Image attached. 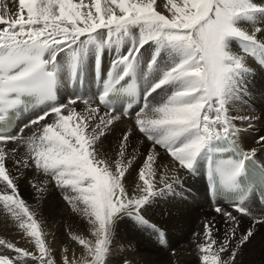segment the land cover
I'll list each match as a JSON object with an SVG mask.
<instances>
[{"label":"snow or ice","instance_id":"obj_1","mask_svg":"<svg viewBox=\"0 0 264 264\" xmlns=\"http://www.w3.org/2000/svg\"><path fill=\"white\" fill-rule=\"evenodd\" d=\"M17 2L15 13L0 15V207L32 239L36 251L0 239L4 250L0 264H55L42 221L21 196L7 160L47 177L45 184L52 182L72 210L87 219L93 238L71 236L91 257L85 264H105L118 222L128 217L147 225L144 212L152 199L173 191V183H179L175 170L171 177L165 173L157 178V146L178 168L191 173L206 161L213 197L240 193L233 207L242 215H252L243 183L256 150L237 145L238 129L229 105L242 93L250 72L247 58L264 65V5L254 0H165L166 15L157 10V0ZM233 42L239 52L233 51ZM125 44L128 47L122 51ZM145 46L151 49L147 59ZM105 48H114L116 58L96 98L76 96L58 103L61 74L73 83L81 79L90 50L99 69ZM137 77L145 87L134 124L151 147L135 169L139 183L133 181L137 189L133 193L125 179L126 174L131 177L129 170L136 160L128 153L131 131L123 134L115 158L102 149L114 123L132 110L128 103L117 111L121 98L135 100L140 95ZM153 94L159 102L149 101ZM29 97L43 107L13 132L10 114L27 107ZM78 101L84 105L82 112L75 107ZM24 129L31 135H23ZM10 144L25 145L27 157L15 159L16 148ZM32 187L37 193L46 191L37 184ZM215 211L236 222L231 212L220 207ZM213 227L205 224L204 243L198 244L201 264H234L235 247L229 252V246L236 237L235 223L219 244ZM252 235L248 230L240 244ZM63 264H70L67 256Z\"/></svg>","mask_w":264,"mask_h":264},{"label":"bare ground","instance_id":"obj_2","mask_svg":"<svg viewBox=\"0 0 264 264\" xmlns=\"http://www.w3.org/2000/svg\"><path fill=\"white\" fill-rule=\"evenodd\" d=\"M86 2H88V0H86ZM254 2L257 3L258 5H264V0H254ZM17 9H18L17 0H0V15H5V16L11 15V14L15 13L17 11ZM244 26L247 27L249 29V31L253 30L252 25L250 23H246ZM256 26H260V24H257ZM127 47H128V45L125 44L122 51H125L127 49ZM232 48H233L234 52L240 51L239 45L236 42H233ZM142 51H144V59H147L148 55L151 52V49H149L148 46H145V50H142ZM103 52L105 54H108L109 58H104V59L102 58L101 65L103 63H106L107 66H111L112 61L116 58L115 49L113 48V49L109 50V49L105 48ZM61 56H63V54H61ZM94 56H95L94 53L90 50L89 55H88V59H87V70L83 74V85H82V87H80L77 83H75L72 87H69L67 84H61L59 86L60 89H59V94H58V101H57L58 103H66L69 98H74L76 96H81L84 98H91V99L96 98L97 91L93 87L94 79H93V69H92ZM58 59H59V57H58ZM256 63H258V65H259L258 66L259 76H257V78H255V79L250 80L248 78V76L246 75L248 79L247 78H244V79L245 80L247 79L246 82L248 81L249 84L247 83L246 86H242V93L239 96V99L230 102L229 115L231 118H233L234 123L238 129V131L236 132L235 138L237 140H239L241 146L244 149H246V150L255 149L256 150L255 151V157L258 159L259 162L262 163V165H264V141H261V139H260L261 137H264V127L260 125L261 123H259L261 120H264V70H263L264 66H261V64L254 58H251V57L247 58V66L248 67L252 68V67H254L253 65ZM106 64H104V65L106 66ZM105 66H104V68H105ZM101 69H102V66H101ZM110 69H111V67L107 71L102 70L103 71V73H102L103 80H105L107 78V73L110 71ZM252 69H254V68H252ZM243 84H245V83H243ZM142 87L144 88L145 85L143 84ZM148 99L151 103H157V102H159L160 97L157 96L156 94H153V97H149ZM156 99H157V102H155ZM248 100L249 101L251 100L252 104L249 105ZM75 107H76V109H78V112H82L84 110V105L82 103H80L79 101ZM41 109H42V107L32 108L31 110H28L26 112L21 111V116L17 122V127L14 128L12 131L16 132L20 127H22V124L27 123L31 118H34L36 114L40 113ZM101 111L102 112L104 111L103 107L101 108ZM117 111L118 112L121 111V105L120 104L117 105ZM136 111H137V108L135 106L132 108L130 114L127 117L121 118V120L117 121L116 122L117 125L115 126L116 127L115 131H117V130L122 131V128L126 130L129 128V125H131L132 123L133 124H132L131 128H134L135 127L134 120H135V112ZM236 116H237V118H236ZM126 118H129V119H126ZM241 118H243V119H241ZM250 119H252L254 121L251 120L252 122H250ZM33 129H35V126H33ZM111 130H113V128ZM139 134H142V133H139ZM139 134L134 132L131 135V136H133V139H132L133 143L132 144H134V146H136V150L140 149V153L135 151L134 155L136 156V160H135V163L133 164V169L130 170L132 175H131V177H128L126 174V178H125L127 181L126 187H129L133 193H135L137 191V189L135 187V183L133 181H135L136 183H139L137 172L135 169L138 165L141 164V162H142L143 158L145 157L147 151L151 147V142L148 141L147 139L145 140V138L143 137L144 135L142 136ZM23 135H31V131H29V129H25ZM106 141H108V138L106 139ZM10 146L16 148L14 158L20 157L21 155L24 158L27 157L28 153H27V148L25 145H23V144H10ZM157 149H158L159 154H160L157 157V165L159 166L157 178L159 179V177L164 175L165 173H167L171 177L173 170H175L176 175H178V177H179V183H173V191H166V193L163 195V197L170 207H173L179 211L185 212V216H182V217L188 218L189 222L186 223V226H184V228H185V230L183 231L184 233L188 232L191 235H195V233H194V226L195 225L193 223H195V224L197 223V221H196L197 217H195V215L198 214V211L201 210L200 211L201 213L206 212L207 215H208V213L212 214V213H215V211L213 212V209H212L213 206L215 204H221L220 208L223 211L231 212L234 216H236V222L228 220V218L225 217L222 213H218L219 215L215 214L216 216L217 215L220 216L223 219V221L227 220V223H229L230 225L234 224V223L236 225L237 222H242L241 220H244L248 217L250 219L251 223L249 224L250 226L247 225V227H245V228L263 227L261 236H264V223L258 222V221L264 219V204L259 203L256 195H252V194L249 195L245 201L249 210L252 212V215L251 216L242 215V214L236 212V210L230 204L223 202L221 198H216L214 201H212L210 199V197L207 194V186H206V183H205L206 181L204 178V163H205L204 160L200 161L198 168H197V171L192 174L191 172H189L185 169L178 168L177 164H175L171 160V158L164 152L163 149L159 148L158 146H157ZM131 151H132V149H131ZM25 154H26V157H25ZM10 163L12 164L13 162H10ZM31 169L32 168H30V170ZM38 176H39V174H38ZM33 182H35V181H33ZM169 182H172L171 179L169 180ZM31 183H32V181H31ZM0 187H2V185H0ZM50 187H52V191L50 193H56L57 190H60L58 188H55L53 186V183L50 185ZM158 187H162V185H158ZM31 190L35 191L36 189H34V187H33V188H31ZM61 193L64 195L63 192H61ZM60 197L58 200H56V199L52 200V197L50 195V197L46 201V203H44L42 205H38V203H36L37 201L35 202L34 199L27 202L30 205L31 209L36 212L38 220L43 221L42 222L43 224L45 223V221L48 222L47 226L51 227V228H49V229H51V231H54L53 228L55 226L57 227V224L59 223V221H63L64 218H67L66 217L68 215L67 212L72 210V207L68 203H66V205L63 206L62 203L59 202V201H61ZM58 203H60V204H58ZM157 207L163 208L164 211H170L163 206L160 207L158 205ZM75 212L76 211H74V213ZM77 213H79V212H76V214ZM72 215H73V213H72ZM71 217H69V220L73 224L72 225L73 228L85 229L87 234L92 235L91 230H90V226L88 225L87 219L84 216L80 220L76 217V215H75V217H72V218ZM118 224H119V230H118L117 234H119V238L118 237L115 238L116 243H117L116 246L137 247V249L133 250L134 252H131V251L124 252V250H122L120 252V249L114 248L113 250H115V253L117 255L120 252V257L118 256L119 264H141L140 262L142 259L138 258L140 254L141 255L146 254L149 259H152L150 261H152V262L157 261L158 263H161V264H172V262H175V260H174L175 257L176 258L180 257V256L187 257L186 253L189 252V250H187L186 245L185 244L183 245L182 243H181L182 245L180 244L181 246H178L176 248L177 256L172 255L171 251L167 255L166 252H164V250H160L159 248H157L156 247L157 244H155V245L153 244V238L151 236L152 229L150 227L147 228L146 231L149 232V234L144 233L142 235V233L137 229V227H139L140 224L137 223L132 218L125 217L124 219L119 221ZM127 224H129V226H126V228H123L124 225H127ZM43 229H45V228H43ZM51 231H49V232L51 233ZM69 232L70 231H68V233ZM24 235L25 234L18 228V222L15 221L10 216V214H8L5 210H3L2 207H0V239H5L8 242L14 243L18 247L24 248V241H25L24 238H26V236H24ZM202 236H203L202 233L197 234L196 238L199 239V242H201ZM66 238H68V237H66ZM69 239H70V237H69ZM129 245H131V246H129ZM192 248H193V246H192ZM28 250L35 252L36 251L35 245L33 244V246L30 247ZM0 251H4V250L2 248H0ZM9 254L15 255L14 253H11V252H9ZM32 264H35V262H32ZM144 264H146V263H144Z\"/></svg>","mask_w":264,"mask_h":264},{"label":"rangeland","instance_id":"obj_3","mask_svg":"<svg viewBox=\"0 0 264 264\" xmlns=\"http://www.w3.org/2000/svg\"><path fill=\"white\" fill-rule=\"evenodd\" d=\"M164 2H165V0H157V10L161 11L163 14L167 15L168 12L164 7ZM253 66L254 67H252V68H254V69L249 67L250 72L248 74H246L250 80L255 79V78H257V76H259V74H258V66H259L258 63L254 64ZM261 66H264V65H261ZM263 70H264V68H263ZM247 76H245V78H247ZM246 80L243 82V83H245V84H243V86H246V84L248 83V81L246 82ZM155 102H157V99ZM248 102H249V105L252 104L251 100L250 101L248 100ZM77 111H78V109H77ZM121 118H124V116H122ZM236 118H237V116H236ZM126 119H129V118H126ZM251 120L252 119H250V122L254 121V120H252V121ZM259 123H261L260 125L264 127V120H261ZM132 124L129 125V128L126 130L122 128V131H118V130L115 131L116 130L115 126L117 125V123L116 122L114 123V125L112 126L114 131L111 130V132H110L111 134L108 133V136H107L108 141H106V140H105L106 142L104 141V144H103L104 149H102L103 151L106 150L105 152L107 153L108 156L115 158L116 148H117V146H118V144H119V142H120V140H121V138L125 132L131 131L132 134L134 132L139 134V131L136 127L131 128ZM23 125L24 124H22V126ZM139 135L143 136V134H139ZM143 137L146 140V137L145 136H143ZM132 139H133V136H130L129 141H128V145H129L128 153L130 155H134L135 151L140 153V149L136 150V146H134V144H132L133 143ZM131 149H132V151H131ZM22 157L23 156L21 155L20 157H15V159H24V157L23 158ZM25 157H26V154H25ZM10 162H12V160H7L6 166L9 168L11 174L17 178L16 182L18 183V187H19L21 196L26 200V202L34 199L35 202L37 201L36 203H38V205H42V204L46 203V201L49 199V197L51 195L52 200H55V199L58 200L59 197L61 196L60 197L61 201H59V202H61L63 206L66 205L67 202H65L63 200V194L61 193L62 192L61 190H57L56 193H50L52 191V187H50L52 182H48L47 184H45V181L48 179L47 177H44L41 173L33 171L34 169L33 170L31 169L32 170L31 171L30 168L25 169L22 166L17 168L14 165V163L11 164ZM134 163H135V161H133V164ZM38 174H39V176H38ZM31 181H32V183H31ZM33 181H35V182H33ZM33 184H37L39 186L45 187L46 191L43 193H37L36 190H35L36 192L34 190H31V188H33L32 187ZM58 204H60V203H58ZM158 205L160 207L163 206L170 211H164L163 208H158L157 207ZM212 209L214 212L215 208H212ZM70 211L67 212V214H68L66 216L67 218H64L63 221H59V223L57 224V227L55 226L53 228L54 231H51V229H49L51 227L47 226L48 225L47 221H45L44 224L42 223V227L45 228L44 231L46 233V244L51 251V256H52L55 264H63V258L65 256H67L70 264H85L86 259H88V260L91 259V257L86 255L83 247L81 245H79V243H77V241H74L71 239V236L73 234H76V235H82V236L89 238V239L90 238L92 239L93 237H92V235L87 234L85 229L73 228V226H72L73 224L70 222L69 217H71V216L75 217V215H76V217L80 220V219H82L83 215L81 216V214H79V213L76 214V212L74 213V211H72V210H70ZM200 211H198V214L195 213L196 214L195 217H197L196 218L197 223L196 224L193 223L195 225L194 226L195 235H191L188 232L184 233L183 232L185 230L184 226H186V223L189 222L188 218L182 217V216H185V212H182V211H179L173 207H170L167 204V202L165 201L163 195H161V196H157L154 199H152L150 205L147 206V208L144 212V217L148 221V224L147 225L140 224L139 227H137V226L136 227L142 233V235L144 233L149 234V232H147L146 229L150 227L152 229L151 236L153 238V244L154 245L157 244L156 247L159 248L160 250H164V252H166L167 255L171 251L172 255L177 256L176 248L178 246H181L182 244L186 245L187 250H189V252L186 253L187 257H182V256L177 257V258L175 257V259H174L175 262H172V264H201V261H200L201 253H200L199 248H198V243L199 244L204 243L203 238H204V226H205V224H209V225L214 226L212 234H213L214 238L217 240L218 244L224 240L226 233H230L234 224L230 225L229 223H227V220L223 221V219L220 216H218L219 214L216 211H215V213H212V214L208 213V215L206 212L201 213ZM72 213H73V215H72ZM215 214H218V215L216 216ZM241 221L242 222H237V224H236V237L234 239H232V243L229 246V252H231L232 248L235 247L236 256H235L234 264H264V242H263L264 236H261L263 227L245 228V227H247V225L250 226L249 225L251 223L250 219L247 217L246 219L241 220ZM117 226H116L114 234H113V241H112L113 245L111 246L110 254L106 257L105 264H119L118 256L120 257V252L122 250H124V252H127V251L134 252L133 250L137 249V247H132L131 245H129L131 247L116 246L117 243H116L115 238H117V237L119 238V234H117L118 230H119V224H117ZM126 226H129V224L124 225L123 228H126ZM248 230H251L253 235L246 243L241 245L240 239L246 234V232ZM49 231H51V233ZM68 231H70L71 233L70 232L68 233ZM198 233H200V234L202 233V235H203L201 238V242H199V239L196 238ZM66 237H68V238H66ZM69 237H70V239H69ZM26 238H24V240L26 241V242L24 241V248H26L28 250L30 247L33 246L34 243H33V241H31L32 240L31 238H29L27 236H26ZM192 246H193V248H192ZM114 248L120 249V252L118 253V255L115 253V250H113ZM65 249H67V251H65ZM138 258L142 259L140 262L141 264H144V263H146V264H157L158 263L157 261H155V262L150 261L152 259H149L146 254H143V255L140 254ZM222 258L227 259L228 254H222ZM158 264H161V263H158Z\"/></svg>","mask_w":264,"mask_h":264}]
</instances>
